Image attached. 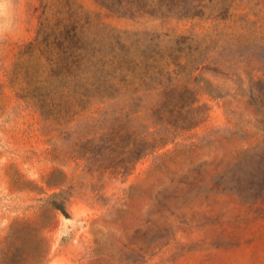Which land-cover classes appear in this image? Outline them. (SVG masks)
Masks as SVG:
<instances>
[{
	"label": "rangeland",
	"instance_id": "obj_1",
	"mask_svg": "<svg viewBox=\"0 0 264 264\" xmlns=\"http://www.w3.org/2000/svg\"><path fill=\"white\" fill-rule=\"evenodd\" d=\"M0 264H264V0H10Z\"/></svg>",
	"mask_w": 264,
	"mask_h": 264
},
{
	"label": "clouds",
	"instance_id": "obj_2",
	"mask_svg": "<svg viewBox=\"0 0 264 264\" xmlns=\"http://www.w3.org/2000/svg\"><path fill=\"white\" fill-rule=\"evenodd\" d=\"M10 0H0V16L4 15L5 9L8 7Z\"/></svg>",
	"mask_w": 264,
	"mask_h": 264
}]
</instances>
